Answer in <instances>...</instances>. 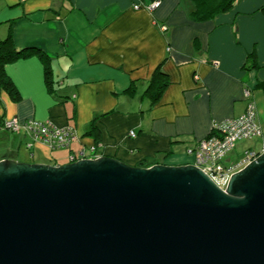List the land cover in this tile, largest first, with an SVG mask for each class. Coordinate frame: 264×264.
Masks as SVG:
<instances>
[{
	"label": "crops",
	"instance_id": "crops-1",
	"mask_svg": "<svg viewBox=\"0 0 264 264\" xmlns=\"http://www.w3.org/2000/svg\"><path fill=\"white\" fill-rule=\"evenodd\" d=\"M154 1L0 0V42L11 34L15 49L43 51L5 66L16 95L0 89V160L69 163L70 154L95 145L86 132L98 118L102 155L131 166L191 164L188 150L216 121L246 111L247 88L264 136V0H236L203 22L190 17L193 0L143 6ZM159 69L163 75L155 77ZM12 117L50 119L80 138L57 150L42 142L30 150L24 134L1 127ZM261 141H239L228 160Z\"/></svg>",
	"mask_w": 264,
	"mask_h": 264
},
{
	"label": "water",
	"instance_id": "water-1",
	"mask_svg": "<svg viewBox=\"0 0 264 264\" xmlns=\"http://www.w3.org/2000/svg\"><path fill=\"white\" fill-rule=\"evenodd\" d=\"M0 264H264V152L225 189L194 164L2 159Z\"/></svg>",
	"mask_w": 264,
	"mask_h": 264
},
{
	"label": "built area",
	"instance_id": "built-area-1",
	"mask_svg": "<svg viewBox=\"0 0 264 264\" xmlns=\"http://www.w3.org/2000/svg\"><path fill=\"white\" fill-rule=\"evenodd\" d=\"M160 1L146 3L143 6L153 11L160 6ZM142 4H134L139 9ZM166 29L165 26H163ZM251 89L245 90V97L249 99L246 111L233 118L216 121L211 132L200 138L194 148L188 150L192 156V163L208 174L220 187L226 188L231 176L253 162L264 152V136L260 124L257 122L256 104L251 100ZM1 127L15 134H24L27 138V147L31 150L37 142L46 144L50 150L69 147L73 141L80 138L77 130L71 126H60L52 120L20 119L17 117L4 118ZM134 135V132H132ZM262 136L259 149L248 148L240 159L228 160V154L242 140ZM102 156L96 145L83 147L70 154L69 163L84 158Z\"/></svg>",
	"mask_w": 264,
	"mask_h": 264
},
{
	"label": "trees",
	"instance_id": "trees-1",
	"mask_svg": "<svg viewBox=\"0 0 264 264\" xmlns=\"http://www.w3.org/2000/svg\"><path fill=\"white\" fill-rule=\"evenodd\" d=\"M236 0H193L195 4V8L192 11L190 17L192 20L196 22H203L213 19L218 13L225 12L230 10ZM33 53H42L43 51L35 46L26 47L23 49H15L13 46L12 35L9 34L6 38L2 39L0 42V89H8L13 94L16 95V90L13 87L11 81L5 76V66L9 63H12L20 58L27 57ZM47 77L50 80V71L47 67ZM163 75L162 71L157 70L155 77H159ZM53 84L55 80H50ZM164 85L160 84L157 92L154 94V98H158L161 94L162 88ZM259 87L264 88V81L258 83ZM133 87L131 86L128 91H132ZM97 119L96 118L92 124L90 129L86 132L87 135L93 136L95 138V145L98 147L97 141L99 140V131L97 128ZM140 166H150L147 163H141Z\"/></svg>",
	"mask_w": 264,
	"mask_h": 264
},
{
	"label": "rangeland",
	"instance_id": "rangeland-1",
	"mask_svg": "<svg viewBox=\"0 0 264 264\" xmlns=\"http://www.w3.org/2000/svg\"><path fill=\"white\" fill-rule=\"evenodd\" d=\"M255 147L258 148L257 146H255ZM243 153H244V152H243ZM240 157H241V156H240ZM240 157H237V158L234 159L233 161L240 159Z\"/></svg>",
	"mask_w": 264,
	"mask_h": 264
}]
</instances>
